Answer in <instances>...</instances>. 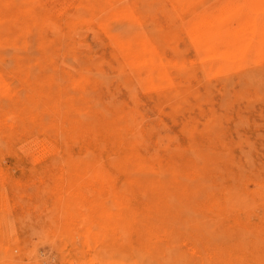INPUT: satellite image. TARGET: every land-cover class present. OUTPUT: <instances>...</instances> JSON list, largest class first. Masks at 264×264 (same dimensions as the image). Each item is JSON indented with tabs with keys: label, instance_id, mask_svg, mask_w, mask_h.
I'll list each match as a JSON object with an SVG mask.
<instances>
[{
	"label": "rangeland",
	"instance_id": "374dc122",
	"mask_svg": "<svg viewBox=\"0 0 264 264\" xmlns=\"http://www.w3.org/2000/svg\"><path fill=\"white\" fill-rule=\"evenodd\" d=\"M0 264H264V0H0Z\"/></svg>",
	"mask_w": 264,
	"mask_h": 264
}]
</instances>
